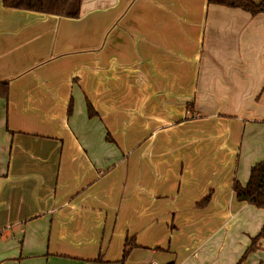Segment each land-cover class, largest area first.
Returning a JSON list of instances; mask_svg holds the SVG:
<instances>
[{
	"label": "crops",
	"instance_id": "1",
	"mask_svg": "<svg viewBox=\"0 0 264 264\" xmlns=\"http://www.w3.org/2000/svg\"><path fill=\"white\" fill-rule=\"evenodd\" d=\"M3 81L0 264H122L131 238L123 264H237L264 225L232 191L264 162V14L0 0ZM244 264H264V239Z\"/></svg>",
	"mask_w": 264,
	"mask_h": 264
},
{
	"label": "trees",
	"instance_id": "2",
	"mask_svg": "<svg viewBox=\"0 0 264 264\" xmlns=\"http://www.w3.org/2000/svg\"><path fill=\"white\" fill-rule=\"evenodd\" d=\"M209 5H218L226 8L240 9L251 16L264 14V0L254 2L251 0H207ZM5 8L31 11L41 14H48L57 17L77 19L80 16L81 0H2ZM9 84L7 81L0 82V98L7 99ZM73 109L72 102L68 106V116H71ZM87 117L92 119L95 113L91 103L86 100ZM232 191L235 199L239 202H246L257 209H264V162H259L252 166L249 172L247 184L242 186L234 180ZM210 201L209 195L199 204L206 205ZM264 239V225L259 233L251 238L250 246L237 264H244L246 256L254 252L260 240ZM136 248L135 238L126 239L123 248L122 261L128 258L131 251Z\"/></svg>",
	"mask_w": 264,
	"mask_h": 264
}]
</instances>
